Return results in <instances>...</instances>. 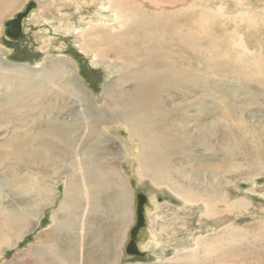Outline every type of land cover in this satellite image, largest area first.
<instances>
[{"label": "rangeland", "instance_id": "rangeland-1", "mask_svg": "<svg viewBox=\"0 0 264 264\" xmlns=\"http://www.w3.org/2000/svg\"><path fill=\"white\" fill-rule=\"evenodd\" d=\"M27 1L19 0L13 7L14 13L0 17L1 29L2 24L12 18ZM173 1L176 2L168 0V3L175 7V15L181 12L177 10L181 4L185 10L182 8L183 16H176L177 20L174 17L169 32L162 21L154 27L157 17L149 8H145L150 13L142 17L141 26L148 29L151 47L163 63L182 70L179 73L181 76L177 78L181 79L179 87L173 85L164 92L161 107L167 114L168 128H173L180 139L194 138L192 150L180 156L182 161L179 164L185 183L203 192V187L198 184L201 181L205 187H212V184L221 191V198L213 201L216 214L209 216L213 220L203 219L202 224H198L199 215L204 213L207 204L203 201H186L194 200V196L189 198L190 194L184 195L185 199L176 194L174 188L184 185L183 182L174 180L169 185L157 184L146 171L140 170L137 160L130 158L131 155L134 158L140 156L139 141L134 140L125 128H117L110 130L108 138L104 140V149L108 148L105 153L108 159L118 158L116 167H112L120 172L121 184L114 187L112 180L107 177L108 170L100 169L98 174L102 182L96 191L101 196L98 201L104 209L103 214L108 217L119 214L112 207L118 196H124L118 190L127 191L128 213L124 219L119 218L124 226H120L119 241H115L118 252L105 247L109 237L106 232L116 234L117 220L109 222L99 214H86L90 226L86 222L83 228L85 235L79 227L73 236L69 235V231L65 230H69L70 226L64 225L59 240L58 234L53 238L47 234V231L53 230L55 216L59 218L57 220L70 223L69 213L61 209L66 201L65 178L62 174L56 177V170H45L43 173L42 166L33 163L24 153L22 142L44 129L46 114H55L57 108L72 111V115H61V120H73L80 106L77 100L83 94L79 92L81 95L76 97L74 103L77 106L72 103L54 105L52 102V110H46L43 105L38 107V103H46L41 100L27 106L25 95L51 74L54 66L58 67L62 62L73 72L97 113H104L109 102L106 93L117 84L127 91L133 90L137 83L135 76L153 73L152 67L156 60L143 47L133 51L134 45L132 43L129 47L128 41L110 40L99 47L96 45L97 40L83 36L90 25L78 22L80 15L74 8L65 9L64 18H56L58 14L44 1H40L36 17L26 21L22 42L7 41L0 29L1 58L7 65L5 71L15 76L14 82L2 83L0 79V111L7 109L6 104L15 103L19 106L17 114L7 113L6 117L0 118V264H52L56 250L62 253L59 264H83L82 257L84 264H92L93 257H97L98 253V260L93 264H264V169L251 172L254 164L264 167V0ZM150 2L155 6L154 10L163 4L167 5L162 0H141L132 2L130 7L136 14L135 9ZM104 3L103 7L107 8V2ZM86 8L81 11V16L89 20L95 8ZM101 13L112 14L108 11ZM112 16L111 19H114V14ZM94 18L98 20L97 16ZM68 21L71 25L66 28L65 23ZM113 24L118 28L114 20ZM176 32L181 34V44L174 37ZM113 42H120V46ZM171 56L169 62L166 58ZM31 79H37L38 83L31 84ZM203 128H208L213 134L205 136ZM183 129L189 134L186 138L181 137ZM200 132L202 142L196 137ZM231 135L235 139L238 136L242 139L240 146ZM130 141L134 146H130ZM242 141L244 147L248 148L243 150ZM234 146L237 149H232ZM40 147L34 145L32 149L38 152ZM227 147L231 152L234 150L232 153L241 150L248 161L243 159L244 156L224 161V156L229 153ZM248 153L253 156L248 157ZM168 171L172 172V169ZM53 172L55 174L51 175ZM41 173L44 179L47 175L49 182H44ZM44 184L49 187L46 186L39 197L35 191L40 192V185ZM133 184L136 188H133ZM78 189L80 192L83 190L80 185ZM138 190H144L155 203H159V207L160 204L162 206L158 214L150 216L152 230L159 235L157 242L160 244L159 249L150 245L152 259L127 257L125 254L128 233L135 220L133 198ZM158 197H162L163 201L158 202ZM30 201L33 203L28 204ZM38 203L41 205L37 209L38 214L30 218V226L25 234L16 237L15 233L6 232L5 223L9 217L21 216L31 206H38ZM59 211H62L61 215H58ZM177 211H190L194 215L185 223L179 221L173 224L169 220ZM81 217L78 215V222ZM99 227L104 230V242L94 244ZM169 228L178 231L181 239L169 238L172 235ZM186 235L196 240L193 242L191 239L192 245L189 247L179 246L180 242L186 244ZM163 246L172 252H164ZM70 251L76 254L73 258L68 255Z\"/></svg>", "mask_w": 264, "mask_h": 264}, {"label": "bare ground", "instance_id": "bare-ground-1", "mask_svg": "<svg viewBox=\"0 0 264 264\" xmlns=\"http://www.w3.org/2000/svg\"><path fill=\"white\" fill-rule=\"evenodd\" d=\"M18 1L19 0H0V17L12 13L13 7L17 5ZM40 1H44L45 5L48 4V6H50L49 8H51L56 12V14H58L57 16L54 15L56 16V18L59 17L64 18L66 16L64 14L65 9L74 8L78 16L80 15L78 18V22L85 24L89 23L88 25H90L89 29L84 31L83 36L86 38L92 37V39H94L95 41L97 40L96 45L98 44L99 47L104 44H107L106 42H109L110 40L128 41L129 47L133 43L134 45L133 51H138L140 50L141 47H143L149 50L152 55V58L156 60L152 67L153 73H151L149 76H143V75L135 76V80L137 83L135 84L133 90L127 91L124 88H122L123 86L117 84L106 93L109 102L107 103L108 105L105 108L104 113H99V112L97 113V111L94 109V106L91 104V101L89 100L90 98L88 99L87 97H85L87 93L83 92L85 90H82L78 80L74 77L73 72L70 70V68L66 63H62V62L60 63L61 65L58 67L54 66V68L52 69V73L44 77L41 83L37 87L30 89L29 92L25 95L24 102L26 103L27 106L35 104L38 102V100H41L46 103H38V107L41 105L46 106V110H52L53 103L54 105L56 104L68 105V103H72L73 106H77L75 105L74 102L76 97H79L81 95V94L79 95V92H81L84 95V97L83 95H81V99L77 100L80 106L77 107L78 110L75 109L78 112L77 115L73 118V120H67V119L61 120L59 118L61 115H63L64 113H66L67 115L69 114L72 115L71 113L72 111L67 112L65 111L64 108H59V109L57 108L55 109L56 112L55 114H51V113L46 114L45 116L46 126L44 129H41L35 134L26 137L22 142L24 153L29 157L30 160H33V163L40 164L42 166L43 173L45 172V170H49V171L56 170L57 171L56 177H59V175L62 174L65 178L64 183L66 188L65 191L66 201L61 205V209L63 208L66 214L69 213L68 215H69L70 223H66V220L65 221L57 220L59 218L55 216L53 219L54 220L53 230L50 229L49 231H47V234L51 238H53V236L58 234V240H59V235H62V232H64L63 231L64 227L70 226L69 230H65L67 232L69 231L68 233L69 235L73 236L75 234V230L77 229V227H79V229L82 230L81 233L85 235L83 228L86 227L88 215L92 213H94L95 215L99 214L109 222H111L112 220H117L116 234H113L112 232L111 234H109L110 232L108 233L106 232V234H108L109 237L106 235L108 237L107 238L108 240L105 239L106 240L105 247L107 246L109 247V250L114 249L115 252H118V248L115 245V241H119V229L120 226H124V223L120 222L119 218L124 219L125 218L124 216H126L128 213L127 207H128L129 199L127 196V191L125 189L118 190L123 192L124 196L122 197L118 196L115 205L112 206L120 214V215L117 214L114 217L111 216L108 217L107 215L103 214L104 209L103 207L102 208L100 207V203L98 201V199L101 196L96 191L98 187L100 188L99 184L102 182V178L98 174L100 169L108 170L107 172L109 174H107V177L112 180V185L114 187L119 186L121 184L120 172L115 171V169L112 167L118 163V158L115 156L112 160L108 159L105 154L107 153L108 148L104 149L105 148L104 140L108 138V135L110 134V130L117 128H125L128 134L134 140L136 139L137 142L139 141L140 156L134 158L131 155L130 158L137 160L136 164L140 166V170L146 171L145 173H147V175L157 184L160 183V184L169 185V183L173 182L174 180L183 182L184 185L174 188V192L176 194H178L181 197H183L186 194H190V196L188 195L189 198L191 196H194L193 197L194 200H191L192 199L191 198L190 199L191 201H189V199L188 200L186 199V201L193 203H200V202L202 203L203 201L207 204V206H205L204 208L205 209L204 213H201L199 215L200 220L198 221V224H202L203 219L205 221L213 220L212 218H209V216L211 217L212 214H216L215 213L216 206L213 201L216 198H221V191L215 189L214 185L212 184H211L212 187L207 188L204 186V183H202L201 181L198 184L201 186V188L203 187L204 189L203 192L201 191L200 188H195L185 183L184 175L182 173V167L179 164V162L182 161L180 156H182L183 152L185 151L190 152L192 150L194 138L188 137L187 139H180L177 136L178 134L173 128L172 129L168 128L167 125L169 120L167 118L166 112L161 107L160 101L163 99L164 92L173 85L179 87V83L181 82V79H177V78L181 76L179 73H181L182 70L179 69L177 66L165 65L163 63L162 59L159 56H157L156 52L151 47L150 38L148 36L149 34L148 29L146 28V26H141L142 17L150 13L146 11L145 8L146 9L149 8V10L153 11V15L157 17V21L154 22V27H157L158 23L162 21V24L165 27L166 31L169 32L170 25L174 17L177 20V17L183 16L184 13L183 10L185 9L182 7V4L180 6L178 3V5L181 8L177 10L181 12L175 15L176 12L174 9L175 7L172 6V3H168V0H162L163 1L162 3H166L167 5L163 4V6L157 7L156 10L153 9L155 6L150 2L149 4H146L144 6L135 9L136 14L133 13L134 11H132L130 4H132V2L133 3L140 2L141 0H39L37 1V3ZM105 1L108 4L107 8H104ZM85 7L95 8L93 14L91 13L93 16H89L91 17L89 18V20L81 16L82 13L81 11ZM102 11H108V13L114 14L115 18L111 19L113 17L112 14L105 15L101 13ZM35 14L36 13H34L33 16H31V18L36 17ZM96 16L98 17V20L96 19L97 21H95L94 18ZM113 20L114 22L117 23L118 28L115 26V24H113ZM69 24H70L69 21L66 22L65 27L67 26L66 28H69L71 25ZM174 37L180 41V44L182 43V38L180 33L177 32L174 33ZM113 43L116 46H120V42H113ZM173 56L166 59L170 62ZM6 66L7 65L4 63V61L1 58V50H0L1 82L2 83H8L10 81L14 82L15 76L8 74L5 71ZM146 78L148 79L146 80ZM30 83L37 84L38 80L31 79ZM117 87L120 89H118ZM119 91L121 94H119ZM49 103L51 106L49 105ZM6 106H7L6 110L0 111V118L6 117L7 113H11V115L17 114V110L19 108L18 104L15 103L13 105L6 104ZM161 114H163L164 117ZM200 128L202 129V127ZM203 131L205 133L204 134L205 136L207 135L210 136L213 134V131L212 132L211 130L209 131L208 128H203ZM186 132L187 131L185 129L182 130V135H183L181 136L182 138H186V136L189 135L186 134ZM199 134L200 135L196 137L202 142V132H200ZM233 136L232 139L234 140L235 138H233ZM111 139L112 138H110V141ZM235 140L240 146L239 143L241 142L242 139L239 138L238 136ZM11 142H9V144ZM133 143L136 144L135 141H133ZM133 143L130 141L129 143L130 146L133 145ZM34 145L41 146L38 152H35L32 149ZM235 148L237 149V147L235 146L234 148L232 147V149ZM242 148L244 150V148H248V146L244 147V142H243ZM227 149L229 150L228 151L229 153L228 154L226 153V155L224 156L225 158L224 161H229L230 159L233 158H237V159L243 158L242 156H244L243 159H247L248 161V158L243 152H241V150L232 153L234 150H232L231 152V150L228 147ZM223 152H225V150ZM249 156H253V155H249L248 153V157ZM169 168L172 169V172L168 171ZM263 169L264 167H260L254 164L251 172H253L254 170L261 171ZM54 174L55 172H53L51 175ZM41 177L45 183L49 180L47 179V175H45L46 179H44L42 173H41ZM79 185L83 189L82 192H80L81 190L78 189ZM46 186L45 184L40 185L41 187L40 192L35 191V193L39 197H41L44 193V188ZM183 198L185 199V197ZM31 201L28 204L33 203ZM152 202L155 205V212L150 213L148 210H146V212L148 218V227L152 233L153 242L143 243L141 245V248L143 250L148 251L149 256H151L152 253L150 251V245L152 244L155 247L157 246L158 249L160 245V244L158 245L157 242L159 239V235L156 234L154 230H152L150 224V216H153L154 214H158L159 213L158 209H161L162 206L160 204L159 207V203H155L153 200ZM133 204H134V198H133ZM40 206H41L40 204L38 206H34V205L31 206L28 212L22 213L21 215L22 217L19 215L9 217V219L5 223L6 232L15 233L16 237L25 234L28 227L30 226V218L38 214L39 210L37 209H39ZM226 206L230 207L229 205ZM60 212L62 211H59L58 215H61ZM180 212L181 211L174 212L172 218L170 217L171 219L169 221L173 224L179 221L185 223L188 220V218L194 215L190 211L181 212V213ZM78 215L80 217L82 216L80 222H78L79 219ZM64 217L67 219V215H65ZM214 219H216V217ZM126 221L127 220H125V222ZM214 221L216 222V220ZM87 223L88 226H90V223L89 222ZM101 227H99L95 233L94 244L97 243L101 244V241L104 242L103 239L104 230ZM168 230H170V232L172 233V235H169V238H173L175 240L181 239L182 236L178 231L176 230L171 231L170 228ZM200 230L201 229H199V231ZM187 237H188L187 235L184 237L185 240H187V242L185 241L186 244H182L183 242H180L179 246L189 247L192 245L191 239L193 240V242L196 240V238L191 237V235L188 238ZM70 244L72 243L70 242ZM110 244L112 247H110ZM84 246L85 245L83 242V249ZM54 247H56V245ZM165 248L166 247L164 246L162 248L164 252H172L171 250H167V248L166 249ZM55 254L57 259L54 257L55 261H53L52 264H59V261H61L62 259V253L60 254V252L56 250ZM68 255H71L73 258L76 254L75 252L70 251V254ZM98 255L99 253L97 254V257L95 258L93 257L92 260L93 263L98 260ZM82 259L84 264V258L82 257ZM50 260H47L48 263H51ZM69 264H75V262L73 263L71 262Z\"/></svg>", "mask_w": 264, "mask_h": 264}, {"label": "water", "instance_id": "water-1", "mask_svg": "<svg viewBox=\"0 0 264 264\" xmlns=\"http://www.w3.org/2000/svg\"><path fill=\"white\" fill-rule=\"evenodd\" d=\"M37 8V1L28 0L12 18L2 24V31L7 41L22 42L24 40L26 21L31 18ZM133 188H136L135 184H133ZM134 196L133 207L135 220L128 233V240L125 244V254L133 258L147 257L152 259L153 257L149 256L148 251L143 250L141 245L143 243L153 242V236L148 227L146 210L150 213H154L155 205L144 190H138ZM158 201H163V198L158 197ZM168 254H170V252H168Z\"/></svg>", "mask_w": 264, "mask_h": 264}]
</instances>
